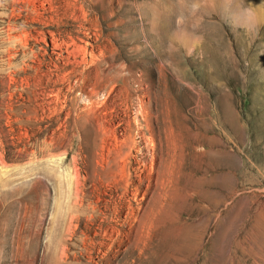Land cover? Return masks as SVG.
Returning a JSON list of instances; mask_svg holds the SVG:
<instances>
[{
	"label": "rangeland",
	"instance_id": "374dc122",
	"mask_svg": "<svg viewBox=\"0 0 264 264\" xmlns=\"http://www.w3.org/2000/svg\"><path fill=\"white\" fill-rule=\"evenodd\" d=\"M0 264H264V0H0Z\"/></svg>",
	"mask_w": 264,
	"mask_h": 264
},
{
	"label": "bare ground",
	"instance_id": "6f19581e",
	"mask_svg": "<svg viewBox=\"0 0 264 264\" xmlns=\"http://www.w3.org/2000/svg\"><path fill=\"white\" fill-rule=\"evenodd\" d=\"M70 2V1H69ZM81 9V8H80ZM83 9V8H82ZM82 12H84L83 10H81ZM75 45V44H74ZM79 45V44H78ZM78 45H76V46H73V47H75L73 50H72V52H73V54H80V53H83V57H82V60L84 61V60H86L87 61V59H88V55H87V53H85V52H83V46H78ZM69 52V51H68ZM70 54V53H69ZM91 55V57H92V59H94L95 58V55L93 54V53H91L90 54ZM62 56V55H61ZM60 56V57H61ZM64 56V55H63ZM67 58V57H66ZM70 59V58H69ZM78 59V58H77ZM73 60V59H72ZM89 63V62H88ZM92 63V62H91ZM129 129H131L130 131L132 132V128H131V126H130V128ZM130 132V133H131ZM131 135V134H130ZM137 143H135V145H136ZM146 145H147V142H146ZM138 160V159H137ZM140 163H144V162H142L141 160H138ZM138 162V163H139ZM155 171V169H153V163H152V171H151V173H153ZM156 174H157V171H156ZM139 177H140V179H141V177H142V174H139ZM141 180H143V179H141ZM157 183H159V180L157 181ZM147 186H150V183H148L147 184ZM175 186V183H173L172 184V187H169V188H173ZM156 187V189H154L151 193L153 194V198H154V200L156 201V200H158V199H161V198H163V196H164V192L162 191V189L161 188H163V187H165V185L163 184H158L157 186H155ZM168 194H169V196H171L172 198H174L175 196H176V191L175 190H173V191H171V192H168ZM154 237H155V234H153V238L150 240V243L149 244H147L146 245V249L147 248H149V247H154L155 249H156V245H155V243H153V240H154ZM175 238V240H176V237H174ZM173 238V239H174ZM202 241H203V234L201 235V238H200V235H198L197 237H195L194 238V245L197 247V248H199L200 246H201V244H202ZM142 251H144V250H142Z\"/></svg>",
	"mask_w": 264,
	"mask_h": 264
}]
</instances>
